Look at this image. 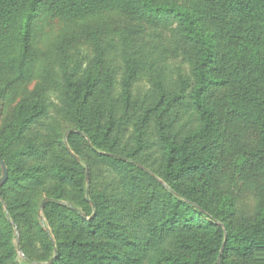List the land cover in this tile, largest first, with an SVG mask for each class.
Returning <instances> with one entry per match:
<instances>
[{
  "label": "trees",
  "instance_id": "trees-1",
  "mask_svg": "<svg viewBox=\"0 0 264 264\" xmlns=\"http://www.w3.org/2000/svg\"><path fill=\"white\" fill-rule=\"evenodd\" d=\"M83 43L91 65L61 81L57 64ZM178 52L194 63L188 96L171 95L153 74L134 101L149 58ZM48 92L65 99L73 124L58 158L23 141L31 131L52 134ZM157 116L153 144L144 129ZM76 136L115 172L118 195L88 192ZM30 158L41 164L25 168ZM0 159V264L16 260L14 229L22 264H120L101 237L150 184L165 193L158 229L170 235L150 264H264V0H0ZM44 185L33 206L10 196ZM62 185L81 212L62 203ZM59 224L66 237H51L45 226ZM35 243L44 260L31 256Z\"/></svg>",
  "mask_w": 264,
  "mask_h": 264
},
{
  "label": "rangeland",
  "instance_id": "rangeland-1",
  "mask_svg": "<svg viewBox=\"0 0 264 264\" xmlns=\"http://www.w3.org/2000/svg\"><path fill=\"white\" fill-rule=\"evenodd\" d=\"M65 60H61L56 66V72L63 80V74L76 69L77 74H82L92 63L93 54L91 46L87 43H83L65 51ZM149 68H146L144 73L140 74L134 81L132 87V98L134 101H142L147 92L152 87L153 74L158 75L166 86V91L171 95H184L188 96L195 81L193 77L194 63L191 59L186 57L181 52L176 55L158 60L156 56L149 58L147 61ZM120 76L118 75L114 85V97L118 96L120 92ZM180 115L179 121L184 123L188 120L187 111L183 110ZM43 119L48 123L52 129V134L49 133H37L34 131L27 132L24 135L23 141L25 143L30 142L32 146L39 149L48 150L54 155L59 157L60 155V143L67 144L66 136L69 130L73 127L72 122L68 116V109L65 103V99L61 98L56 92H48L45 101V109ZM164 121V119L153 117L152 122L144 129V139H149L151 143L157 142L156 137V124L157 122ZM133 132L131 126L126 131V137L130 136ZM72 144L75 151H72L75 155L81 156L82 167H87L88 178L85 180L87 190L93 195L102 196L106 195H118L119 178L109 166L107 162L102 159L92 157L86 147V140L81 137L72 138ZM67 162H72V158H66ZM34 164H41L35 158H30L25 161V168L31 167ZM1 176V172H0ZM161 183V182H160ZM31 186L24 194L21 192V188H15L10 193L12 198L22 197L24 202L35 205L40 196L43 195V188ZM62 203L75 207L79 199L75 193L67 185L61 186ZM89 197V194L88 196ZM166 196L161 187L157 184H150L148 191L142 194L138 200L132 206L131 211L119 219L114 226L104 236L101 237V242L107 248L114 249L113 252L121 254L120 264H150L151 259L154 256V252L160 248L169 239L168 234L161 235L158 226L163 220V208L166 205ZM81 212L83 206L75 207ZM82 214H84L82 212ZM94 214L92 210L91 218ZM41 215V213L39 214ZM41 217V216H40ZM42 219V217H41ZM42 222L44 220L42 219ZM57 230H52L50 227L45 226V229L51 237L57 235L59 238H65L69 231L67 227L57 225ZM16 239L11 240L15 247L16 260L12 264H22L24 255L19 248V234L14 229ZM149 246H152L150 249ZM33 258L42 259L43 252L39 249V244L35 243ZM36 264V263H35ZM41 264V263H40ZM43 264V263H42Z\"/></svg>",
  "mask_w": 264,
  "mask_h": 264
},
{
  "label": "water",
  "instance_id": "water-1",
  "mask_svg": "<svg viewBox=\"0 0 264 264\" xmlns=\"http://www.w3.org/2000/svg\"><path fill=\"white\" fill-rule=\"evenodd\" d=\"M0 172H1V176H0V188H1V186L4 184V182L7 179L6 166H5V163H4V161L2 159H0ZM87 178H88V176H87V170H86V179Z\"/></svg>",
  "mask_w": 264,
  "mask_h": 264
}]
</instances>
